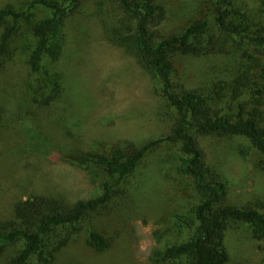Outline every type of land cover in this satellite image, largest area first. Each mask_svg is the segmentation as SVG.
Instances as JSON below:
<instances>
[{
  "label": "rangeland",
  "instance_id": "374dc122",
  "mask_svg": "<svg viewBox=\"0 0 264 264\" xmlns=\"http://www.w3.org/2000/svg\"><path fill=\"white\" fill-rule=\"evenodd\" d=\"M29 0H0L24 10ZM101 0H79L65 16V44L58 60L42 56L37 75L29 67L35 43L33 23L50 15L43 6L32 9L29 21H18L7 62L0 72V219L11 221L13 204L31 195H62L70 203L100 195L102 184L112 185L107 202L88 211L74 225L54 228L45 235L46 248H54L50 264H154V247L180 243L189 236L181 222L195 202L193 181L176 172L178 145L163 143L148 151L137 167L115 184L116 176L93 163L103 157V145L117 139L143 142L169 130L161 104V84L139 60L109 42L102 21H113L115 11L100 7ZM166 16L153 34L157 37L184 30L200 20L213 27L216 0H163ZM244 11L254 13L259 0H241ZM12 21L0 25V34ZM235 56H183L177 58L173 82L177 91L207 93L218 81L230 80L241 68L240 56L249 45L241 42ZM251 52V50H249ZM254 53V52H253ZM58 86L47 106L33 103L35 79ZM228 99V97H227ZM195 135V134H194ZM212 169L222 175L225 201L241 206L264 204V162L249 141L231 135H196ZM264 211V208L261 209ZM91 230L109 242L96 250L88 240ZM227 264H256L263 254L247 224L226 233ZM23 245H4L0 264ZM30 264H38L32 257Z\"/></svg>",
  "mask_w": 264,
  "mask_h": 264
},
{
  "label": "trees",
  "instance_id": "16d2710c",
  "mask_svg": "<svg viewBox=\"0 0 264 264\" xmlns=\"http://www.w3.org/2000/svg\"><path fill=\"white\" fill-rule=\"evenodd\" d=\"M241 0H216L213 27L200 20L184 30L157 37L153 34L166 16L163 0H101L100 7L115 11L113 21H102L103 32L109 42L136 57L161 84V107L167 117L166 134L139 142L117 139L105 143L103 157L89 156L82 164L93 163L116 176L115 184L137 167L148 151L159 144L178 145L176 172L193 181L195 202L181 222L189 236L180 243L154 247L150 260L154 264H227L229 253L225 243L227 231L236 224H247L252 237L260 242L264 264V204L236 206L225 201L226 185L222 175L205 160L196 135H231L249 141L264 162V0L254 12L237 5ZM79 0H29L24 10L7 4L0 8V25L7 19L12 24L0 34V72L5 67L12 37L18 21H29L32 9L43 6L50 15L33 23L35 43L29 56V67L37 75L42 56L58 60L65 44V16L72 12ZM241 42L248 44L240 56L241 68L230 80L218 81L207 93L196 89L177 91L173 82L175 63L183 56H235ZM251 50V52L249 51ZM254 52V53H253ZM31 96L33 103L47 106L59 93L58 86L35 79ZM228 97V99H227ZM3 107L0 104V124ZM195 134V135H194ZM112 185L102 184L100 195L77 199L70 203L62 195H31L13 204L15 220L0 219V254L4 245L22 240L23 245L9 259L8 264H30L35 257L38 264H50L54 253L64 247L68 237L59 240L54 248H46L45 235L54 228L74 225L85 214L107 202ZM89 243L103 250L109 242L95 230L88 234Z\"/></svg>",
  "mask_w": 264,
  "mask_h": 264
}]
</instances>
